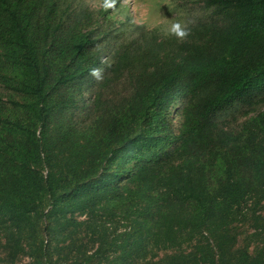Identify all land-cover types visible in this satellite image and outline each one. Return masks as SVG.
<instances>
[{
	"label": "trees",
	"instance_id": "obj_1",
	"mask_svg": "<svg viewBox=\"0 0 264 264\" xmlns=\"http://www.w3.org/2000/svg\"><path fill=\"white\" fill-rule=\"evenodd\" d=\"M192 1L204 14L184 35L136 27L110 50V28H81L104 22L103 8L0 0V88L17 96L0 98V264H134L205 232L233 246L232 212L250 198L264 208V0ZM234 112L256 114L236 132ZM256 225L232 263L199 247L146 264H264V216Z\"/></svg>",
	"mask_w": 264,
	"mask_h": 264
},
{
	"label": "rangeland",
	"instance_id": "obj_2",
	"mask_svg": "<svg viewBox=\"0 0 264 264\" xmlns=\"http://www.w3.org/2000/svg\"><path fill=\"white\" fill-rule=\"evenodd\" d=\"M68 2H70L72 8L76 10L83 9L85 11L95 13L99 9L103 8L107 11L104 22H102V16L98 17V22L86 20L82 17L81 28L84 32H92L98 28H103L104 30L110 28L114 34H112L113 40L109 45L111 48L110 50H113V48L116 47L121 40L131 38L134 35L136 27H142L147 32H156L159 36H168L176 32L173 31L174 27L178 26L180 31L185 26L195 23L196 20L201 18L204 14L201 6L192 0H68ZM98 36L101 37L102 35ZM103 60L104 59H102V61ZM117 92H122L121 87L117 89ZM75 95H81V98H84L85 103H88L90 101L89 98L92 96V91L91 89L85 90L82 88L80 92H76ZM0 98L3 100L13 98L17 101V96L3 90L2 88H0ZM181 102L182 101L180 99L173 101L171 114L167 116V126L170 128L169 132H171L174 136L179 133L181 128V117L178 114V108ZM262 110H264V108H259L256 113ZM256 113H250L246 116H242L240 112H234L233 115L228 113L225 117L226 125L229 130L238 132L245 126V124L249 123L250 119ZM76 114L78 115V119L75 120L76 118H74L72 120L76 121L74 124L79 130H84L90 124V118L85 116L84 111H77ZM74 164L75 160L68 158L63 163L62 167L69 170V168ZM116 168L117 163L113 162L107 169L110 173ZM44 173H46V170H44ZM131 175L133 174L131 173ZM127 182L128 178L122 174L121 179L116 182L119 183L118 188H121L120 190L116 188V191L119 190L118 194H124V186H128L130 188V183L125 185ZM112 187L114 188V185ZM114 195L116 194H112V197H114ZM254 202L255 199H248L239 208L235 209L232 212V215L228 218L229 234L235 235V244L233 246H230V239L225 238L222 242V247L219 248L218 243L211 233L205 232L203 234H197L191 241L183 244L178 249L157 251L148 248L150 254L146 258L138 259L134 264H146L149 260H165L173 256L179 259H193V256L198 254L199 247L204 248L208 253L211 252L218 262L219 259H221L226 262L230 260V263H232L235 260V257L238 256V252L241 249L248 244L254 243L255 238L252 234L257 232L258 229L262 230L263 228H257L256 222L258 221L259 216H264V208L262 210L259 209L256 213H253L251 208ZM76 218L78 221L86 220L85 216H80L78 214H76ZM120 224V230H124L125 227L123 226L127 224V220L121 221ZM57 239H59V237H57ZM65 244L68 245V242L66 241ZM90 245H86V255L94 251L93 247ZM59 247L63 246L60 245ZM251 248L253 247H249L250 250ZM2 258L3 255L0 253V260ZM26 261V257L22 255L18 258V260H16L15 264H24Z\"/></svg>",
	"mask_w": 264,
	"mask_h": 264
},
{
	"label": "clouds",
	"instance_id": "obj_3",
	"mask_svg": "<svg viewBox=\"0 0 264 264\" xmlns=\"http://www.w3.org/2000/svg\"><path fill=\"white\" fill-rule=\"evenodd\" d=\"M173 31L178 32L179 35H184L183 32H179L178 26L173 28Z\"/></svg>",
	"mask_w": 264,
	"mask_h": 264
}]
</instances>
